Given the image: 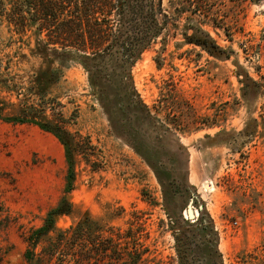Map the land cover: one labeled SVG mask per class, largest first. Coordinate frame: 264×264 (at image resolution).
I'll list each match as a JSON object with an SVG mask.
<instances>
[{"label": "rangeland", "instance_id": "1", "mask_svg": "<svg viewBox=\"0 0 264 264\" xmlns=\"http://www.w3.org/2000/svg\"><path fill=\"white\" fill-rule=\"evenodd\" d=\"M208 1L205 16L163 0L171 16L126 71L143 114L106 109L81 53L48 54L35 26L0 19V264H54L47 240L86 219L130 231L125 253L139 235V264H264V0ZM34 120L85 152L70 162Z\"/></svg>", "mask_w": 264, "mask_h": 264}, {"label": "trees", "instance_id": "2", "mask_svg": "<svg viewBox=\"0 0 264 264\" xmlns=\"http://www.w3.org/2000/svg\"><path fill=\"white\" fill-rule=\"evenodd\" d=\"M170 4L174 13L189 10L209 16L211 8L208 0H170ZM161 16L166 19L171 16L164 8L163 0H0V19L7 20L17 32L25 33L35 26L37 41L43 43V49L50 51L48 54L63 55L74 51L83 55L106 109L112 99H123L136 114L147 111L126 74L127 67L156 38ZM41 35H44L43 39ZM111 108H108V113H113ZM21 120L28 121L25 118ZM34 122L53 131L62 140L70 162L73 151L85 152L86 146L81 140L76 141L73 147L71 133L64 125ZM87 140L91 146L90 139ZM73 175L72 171L70 176ZM69 210L70 204L64 200L62 205L49 212L46 226L32 231L28 240L37 245L54 224L55 216ZM108 230V235L92 232L91 222L81 220L59 231L55 239L49 238L39 261L55 259L54 264H139L144 253L139 235L133 236V245L130 240L125 241L128 249L131 247L125 253L119 248V240L131 237L130 231L124 235L113 227Z\"/></svg>", "mask_w": 264, "mask_h": 264}, {"label": "water", "instance_id": "3", "mask_svg": "<svg viewBox=\"0 0 264 264\" xmlns=\"http://www.w3.org/2000/svg\"><path fill=\"white\" fill-rule=\"evenodd\" d=\"M189 214H190V216L193 215V211L191 209L189 210Z\"/></svg>", "mask_w": 264, "mask_h": 264}]
</instances>
